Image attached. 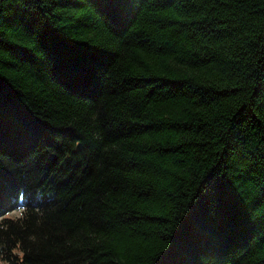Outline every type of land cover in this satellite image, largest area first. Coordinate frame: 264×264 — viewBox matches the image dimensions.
Listing matches in <instances>:
<instances>
[{
    "label": "trees",
    "instance_id": "obj_1",
    "mask_svg": "<svg viewBox=\"0 0 264 264\" xmlns=\"http://www.w3.org/2000/svg\"><path fill=\"white\" fill-rule=\"evenodd\" d=\"M0 264H264V0H0Z\"/></svg>",
    "mask_w": 264,
    "mask_h": 264
},
{
    "label": "rangeland",
    "instance_id": "obj_2",
    "mask_svg": "<svg viewBox=\"0 0 264 264\" xmlns=\"http://www.w3.org/2000/svg\"><path fill=\"white\" fill-rule=\"evenodd\" d=\"M19 205L20 204L18 203L17 206H19ZM20 211H21V208L15 207V208L9 209L7 212H5L3 214V216H9V217H12V218H17L20 215ZM3 216H0V218L3 217Z\"/></svg>",
    "mask_w": 264,
    "mask_h": 264
}]
</instances>
